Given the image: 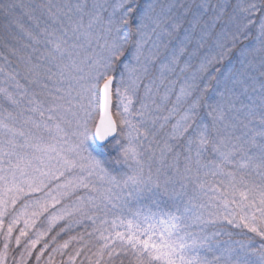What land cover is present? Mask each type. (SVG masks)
I'll return each mask as SVG.
<instances>
[{"label":"snow or ice","instance_id":"snow-or-ice-1","mask_svg":"<svg viewBox=\"0 0 264 264\" xmlns=\"http://www.w3.org/2000/svg\"><path fill=\"white\" fill-rule=\"evenodd\" d=\"M0 264H264V0H0Z\"/></svg>","mask_w":264,"mask_h":264}]
</instances>
